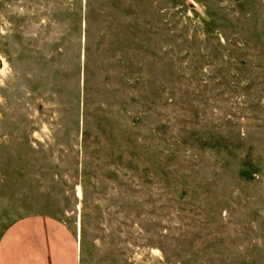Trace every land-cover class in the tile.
Listing matches in <instances>:
<instances>
[{
	"label": "rangeland",
	"instance_id": "obj_1",
	"mask_svg": "<svg viewBox=\"0 0 264 264\" xmlns=\"http://www.w3.org/2000/svg\"><path fill=\"white\" fill-rule=\"evenodd\" d=\"M79 264H264V0H0V224Z\"/></svg>",
	"mask_w": 264,
	"mask_h": 264
},
{
	"label": "crops",
	"instance_id": "obj_2",
	"mask_svg": "<svg viewBox=\"0 0 264 264\" xmlns=\"http://www.w3.org/2000/svg\"><path fill=\"white\" fill-rule=\"evenodd\" d=\"M0 264H79L76 233L43 213L0 224Z\"/></svg>",
	"mask_w": 264,
	"mask_h": 264
}]
</instances>
